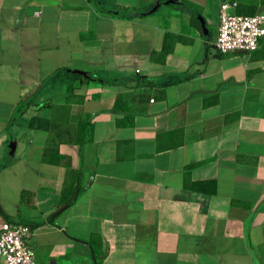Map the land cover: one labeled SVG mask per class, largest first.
<instances>
[{
  "label": "crops",
  "instance_id": "0c3cea01",
  "mask_svg": "<svg viewBox=\"0 0 264 264\" xmlns=\"http://www.w3.org/2000/svg\"><path fill=\"white\" fill-rule=\"evenodd\" d=\"M184 1L128 19L90 0H0V162L14 109L57 69L152 80L46 88L12 128L17 160L0 171L11 217L0 210V226L45 222L30 240L37 264H92L90 242L103 264H264V39L252 53L221 55L227 0ZM229 1L239 14H264V0ZM35 115L51 128H28ZM57 156L83 166L86 189L51 224L71 183ZM208 181L214 193L186 188Z\"/></svg>",
  "mask_w": 264,
  "mask_h": 264
},
{
  "label": "trees",
  "instance_id": "16d2710c",
  "mask_svg": "<svg viewBox=\"0 0 264 264\" xmlns=\"http://www.w3.org/2000/svg\"><path fill=\"white\" fill-rule=\"evenodd\" d=\"M92 1L96 7L103 12L116 15L118 17H124L128 19H134L138 17H144L146 15H149L147 12V9L152 8L151 7H140V8H116L113 9L109 6H101L98 2V0H90ZM168 0H160V3L162 4L163 8H172L174 10H180L181 8H187V3L182 0L181 3L177 4H169L164 5L165 2ZM115 11H119V14H116ZM158 13V12H157ZM72 69L69 68H59L56 71H54L52 74H50L41 84V86L33 91L31 94L23 98L16 108L13 111V114L11 116V119L8 124V132L9 134V140L8 144L15 140L16 137L11 134V130L13 127L21 125V122L25 119V116L30 113L32 109L38 110L41 105L38 103V98L41 94V92L46 88H54L59 84H68L67 91L73 90V84L75 83H90L95 82L102 85H110V86H129L132 84H151L152 80L148 79L147 77L141 75V74H132L128 76H116L110 79H104L102 77H96L92 75L91 73H88L89 77H83L74 74ZM28 128L32 130H49L51 128V122L48 119L42 118L40 116H31L28 122ZM89 131H87V134ZM86 138L82 139L80 142V150L81 146L85 143ZM10 149L7 147L6 151L4 152L3 158L0 162V171L3 169L9 168L12 165L15 164L17 158L11 157L9 155ZM82 157H83V152ZM54 162L64 165L65 167H68V180L70 179L71 183L66 186L64 189V195L60 204V208L51 214L48 217V222L51 224H55L56 217L73 206L76 201L78 200L79 196L83 193V191L86 189V187L83 186V178H84V168L83 166L79 170H73L71 169V161L68 157L63 156H57L53 160ZM186 188L191 190H197V191H203V192H215V183L208 181V182H198L193 184H186ZM29 192L24 191L22 193V204L26 202L27 196L29 195ZM0 210L4 214L6 218H10L11 216L4 211V209L1 206L0 203ZM20 223H26L25 221H19ZM45 222H37L35 223L32 228L38 227ZM90 246L92 248V254H93V263L92 264H103L104 258L106 253L102 251V249L97 248L93 242H90Z\"/></svg>",
  "mask_w": 264,
  "mask_h": 264
},
{
  "label": "built area",
  "instance_id": "2783aa9c",
  "mask_svg": "<svg viewBox=\"0 0 264 264\" xmlns=\"http://www.w3.org/2000/svg\"><path fill=\"white\" fill-rule=\"evenodd\" d=\"M237 1H224L219 11V30L215 47L221 55L259 49L264 39V14L242 15ZM33 228L25 223L8 222L0 226V258L5 264H37L30 246Z\"/></svg>",
  "mask_w": 264,
  "mask_h": 264
},
{
  "label": "water",
  "instance_id": "95a60500",
  "mask_svg": "<svg viewBox=\"0 0 264 264\" xmlns=\"http://www.w3.org/2000/svg\"><path fill=\"white\" fill-rule=\"evenodd\" d=\"M99 4L101 6H107V4L102 1V0H98ZM180 3L178 2V0H168L167 2L164 3V5H169V4H177ZM162 7V4L160 2H157L152 8L147 9L148 14H152L157 12L160 8ZM116 14H119V11H115ZM200 22H201V28L204 31V34L207 35L208 34V29L206 27V22L204 20V18H202L201 16H198ZM240 52H245V51H240ZM72 71L74 74L79 75V76H83V77H89L88 73L82 70H70ZM17 141L13 140L8 144V148L10 149L9 155L11 157H16V151H17Z\"/></svg>",
  "mask_w": 264,
  "mask_h": 264
}]
</instances>
